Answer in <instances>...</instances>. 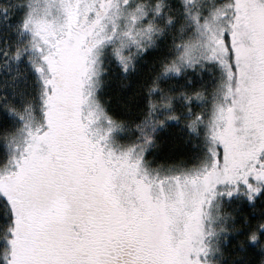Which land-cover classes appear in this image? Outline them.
<instances>
[{"label": "snow or ice", "instance_id": "1", "mask_svg": "<svg viewBox=\"0 0 264 264\" xmlns=\"http://www.w3.org/2000/svg\"><path fill=\"white\" fill-rule=\"evenodd\" d=\"M17 7V27L38 56L27 59L39 87L35 103L18 105L0 86V264H211L213 202L243 191L255 203L264 194V0H24ZM173 25L182 38L169 32ZM166 32L173 45L140 85L143 139L121 145L113 137L125 121L98 96L101 50L113 44L127 74L136 66L125 49L143 55ZM28 51L0 47V57L19 61ZM201 60L222 73L208 112L190 106L193 97L205 99L198 86L173 91L163 83ZM178 96L189 102L186 121ZM158 107L164 115L153 120ZM145 121L153 134L173 121L199 133L207 121L201 163L152 167L146 153L168 142L145 132ZM245 219L232 264H264V218Z\"/></svg>", "mask_w": 264, "mask_h": 264}, {"label": "trees", "instance_id": "2", "mask_svg": "<svg viewBox=\"0 0 264 264\" xmlns=\"http://www.w3.org/2000/svg\"><path fill=\"white\" fill-rule=\"evenodd\" d=\"M21 3H23L21 0H10L11 22L9 26H2L3 28L0 30V47L5 50H14L17 46L22 49H29L19 61L11 56L0 58V86L7 93L8 98L15 101L18 105L35 103V96L39 87L36 74L27 59V56L31 55L32 60H35L34 53L31 51V36L21 34L17 27L21 16V10L17 6ZM171 43L173 45V40ZM154 52L153 50L149 51L150 55L154 54ZM137 53L138 51L135 50L132 55L136 66L135 69L132 70L130 68L129 72L124 74L112 53L108 51V48L103 52V72L100 80L99 98H101V102L110 113L125 121L123 128L127 132H134L136 123L147 114L145 87L140 85L146 86L150 82L153 74L158 71L159 63L162 60L160 58L139 59L138 56L140 54ZM3 61L7 62L4 63ZM198 70V67L195 68L194 72L185 70L182 76L176 77L174 75V82H170V78H167L163 83L175 84V90H178L181 85H186L189 81L196 83L197 81L207 80L205 72ZM212 70L213 68H211L210 72ZM212 76L211 80L214 79ZM186 86L189 90L192 87L190 85ZM215 86L216 83L212 84L210 89L212 90ZM197 90L205 93L208 88L198 86ZM156 95L158 98L159 93ZM194 100L195 97L191 101L190 106L192 107ZM175 105L184 120L189 119L186 112L189 102L185 101L182 96H178L175 98ZM201 127L200 132L197 133L190 130L186 123L170 122L167 128L158 130L154 136L157 142L165 139L168 144L164 149L149 151L146 157L147 160L150 161L152 166H156L159 161L174 162L181 158L185 160V166L199 164L204 153V132ZM134 138L137 140L138 137ZM168 145H174V147H169ZM5 156V149L0 145V162L5 159ZM231 225L233 227L228 228L230 235L225 245L220 248L217 264H232L233 256L238 247V232L249 226L243 225L242 222L231 223Z\"/></svg>", "mask_w": 264, "mask_h": 264}, {"label": "flooded vegetation", "instance_id": "3", "mask_svg": "<svg viewBox=\"0 0 264 264\" xmlns=\"http://www.w3.org/2000/svg\"><path fill=\"white\" fill-rule=\"evenodd\" d=\"M21 1L24 2V0H21ZM202 1L203 0H200L199 3L201 4ZM143 2L145 4H154L155 0H143ZM4 7L8 8V12H5L3 10ZM10 8H11L10 0H0V29L1 30L3 28L2 26L10 25V22H11ZM164 22H165V18L161 16L158 20V23L164 24ZM169 32H174V30L169 29ZM169 32H166L163 37L157 36V47L149 48L146 52H144L143 55H139L138 58L139 59H145V58L163 59L166 54L164 50L172 47L171 45L172 37L169 35ZM175 34H176V38H178L177 33ZM151 50L155 51L154 54L152 55H150L149 53V51ZM101 62H103V59ZM100 67L103 68V66H100ZM196 67H198L199 69L198 71L205 72L206 74L205 78H207V80L197 81L196 83L191 82L190 86H199V87L206 88V89L208 88V90H211L210 87L212 86V84L216 83V85H218L220 81V79H218V71L212 70L210 72L211 67L209 64L186 67L185 70L189 72H194ZM185 70H182V73L180 76H182ZM102 72L103 70L101 71V75H102ZM211 76L214 78L213 80H211ZM168 78H170V82H174V74H170ZM167 84L173 91H175V84L174 85H171L170 83H167ZM186 85H189V84H186ZM225 199H227V197H225ZM231 200L232 201L229 203V206L224 209L225 212L222 213L223 219L221 221V224L223 226H224V223H226L227 227L230 228V227H233L231 223L236 224L237 222H242L243 225L248 226V222L245 219L247 216H252L253 219L264 218V194H262L261 196H258L256 198L255 203H250L247 199V196L243 194V191H241L240 194H234ZM226 241L227 240H225L224 236L222 237V239L219 240V242L222 243L223 245H225Z\"/></svg>", "mask_w": 264, "mask_h": 264}, {"label": "rangeland", "instance_id": "4", "mask_svg": "<svg viewBox=\"0 0 264 264\" xmlns=\"http://www.w3.org/2000/svg\"><path fill=\"white\" fill-rule=\"evenodd\" d=\"M197 4L204 6L205 3H208L210 4L212 2V0H203L202 3L200 4V0H196ZM192 5H189V7H191ZM171 14L175 15V10H172ZM121 24L123 25V19H121ZM1 30V29H0ZM171 30H174V33H177V39L179 38H182L181 37V34L179 33V30H178V27L176 25H173V27L171 28ZM30 36V34H28ZM116 43L118 44L119 41L117 40ZM114 47L113 44L109 43L105 49H102L101 50V55L99 57V64H98V68L100 69V79H99V83L97 85V88H98V96L100 95L99 94V91H100V84H101V67L102 66V59H103V50H107L108 48V51L111 52V49ZM137 50L135 48L134 45H129L126 49H125V54H128L129 52L132 53L133 55V51ZM33 52V51H32ZM34 53V52H33ZM139 54V53H137ZM34 56H35V60L34 61H37L38 60V56L34 53ZM1 58V57H0ZM104 60V59H103ZM116 61V60H115ZM198 65H206V64H209L211 68H213V70H217L218 71V79H220V81L222 80V73H221V70L219 69V67L217 65H215L214 63L212 62H209V61H204V60H201L199 63H197ZM195 64V65H197ZM100 65V66H99ZM194 65V66H195ZM186 67H189V66H185L182 70H185ZM219 81V82H220ZM219 85V83H218ZM218 85H216L213 89H216V96L218 97L219 96V87ZM213 89L212 90H207V92L204 93L205 95V99L202 101V102H198L196 99L194 100V103H193V108L195 110H203L205 112H208L210 107H211V103H212V99H213ZM100 101L101 98H99ZM160 111V112H159ZM159 114V115H158ZM164 115V110L161 109V108H157L156 112L153 113V116L151 117L153 120L157 119V118H162ZM187 116H189L187 114ZM191 118V116H189V119ZM176 122V121H175ZM207 121H204L201 123V125H199L202 129H203V123H206ZM145 128H144V131L149 133V134H152L155 136V134H153L151 132V125L147 123V121H145ZM161 130V129H159ZM203 132H204V129H203ZM134 137H139V139H143V137L140 135V133L138 132L137 128L136 130H134V132L130 131V132H127L124 128L122 130H119L118 131V134H115L113 139L114 141H116L117 143L121 144V145H124L126 143H129V142H133V141H136V139ZM204 137V136H203ZM131 138V139H130ZM115 146V144H114ZM147 154L148 152L146 153V156L145 158L147 157ZM147 159V158H146ZM150 162V161H149ZM201 163V162H200ZM150 165L152 166V164L150 163ZM198 165V164H196ZM152 167H155V166H152ZM233 197V196H232ZM231 198H223L222 200L218 199L217 201H214L213 202V206L211 207L210 209V218L206 221V225L208 226V230L212 232V235H210L208 237V243L210 244V248H211V251L209 252V256H208V259L209 261L211 262V264H217V257H218V254H219V251H220V248L222 247V243L219 242L220 239H222V237L224 236L225 237V240L228 239L230 233L228 232V227L226 225V223H224V226L221 224V221L223 219V216H222V213H224V209L226 207L229 206V203L232 201ZM223 227V228H222ZM224 229V230H223ZM224 233V234H223ZM224 239V238H223ZM220 243V244H219Z\"/></svg>", "mask_w": 264, "mask_h": 264}]
</instances>
